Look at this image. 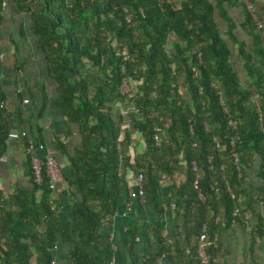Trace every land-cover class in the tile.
Returning <instances> with one entry per match:
<instances>
[{
  "label": "trees",
  "instance_id": "trees-1",
  "mask_svg": "<svg viewBox=\"0 0 264 264\" xmlns=\"http://www.w3.org/2000/svg\"><path fill=\"white\" fill-rule=\"evenodd\" d=\"M248 2L250 11L239 0H0V29L8 10L31 24L59 88L55 105L81 139L73 155L54 145L69 162L60 171L66 189L56 193L42 137L18 133L32 188L16 187L9 199L0 190V264H53L59 243L70 245L69 264H113L109 231L131 200L128 174L142 178L143 204L159 216L148 229L153 250L139 263L130 251L128 264H202V236L209 264H218L222 235L247 214L259 218L264 204V35L252 15L264 22ZM7 96L0 77V158L22 121V95L10 108ZM131 131L142 140L134 155ZM69 196L72 218L63 221ZM170 212L182 218L171 242ZM127 231L133 242L137 226Z\"/></svg>",
  "mask_w": 264,
  "mask_h": 264
},
{
  "label": "crops",
  "instance_id": "crops-1",
  "mask_svg": "<svg viewBox=\"0 0 264 264\" xmlns=\"http://www.w3.org/2000/svg\"><path fill=\"white\" fill-rule=\"evenodd\" d=\"M258 16L264 22V0H254ZM247 10H252L245 4ZM231 16L239 24L244 18L241 7L231 10ZM6 20L0 29V77L4 90L7 92L6 107L10 108L18 102L16 94L22 95L21 104L22 121L15 122L14 129L10 133H25L29 139L42 137L48 154L62 170L69 169L66 156L55 149L54 145L59 141L65 145L67 153L73 155L76 148L80 147L81 139L75 124L67 121L55 105L59 88L48 78L45 72V60L42 51L36 43L32 33L31 24L22 17L13 16L11 11H6ZM23 36H21V32ZM12 40V42H11ZM17 47V48H16ZM15 49L17 52L15 53ZM12 55L18 61L15 63ZM17 64V65H15ZM19 66L18 70L15 67ZM119 108V106H118ZM125 114V112H124ZM125 125L123 124L122 129ZM127 126V125H126ZM130 132V129L127 127ZM123 130L120 138H122ZM131 145L128 151L131 155L134 149H140V141L137 133L131 131ZM7 152L3 156L5 161L0 162V190L5 199H9L16 187L31 189L30 174L27 173L26 154L18 139L8 138ZM250 181L255 180L251 176ZM130 186L135 183V178L128 174ZM56 193L65 190L66 186L61 180L56 182ZM167 189H162L166 194ZM71 196L67 197L66 204L61 208L60 216L63 221L72 218L69 204ZM75 198V197H74ZM72 200V199H71ZM258 216L246 215L244 226L234 225L221 237L223 256L218 264H264V204L258 203ZM158 215L154 208L139 203L131 198L119 207L113 217L111 230L109 231L114 257L122 264H128L130 251H133L134 261L139 263L146 251H152L153 245L149 237V227L156 223ZM168 241H173L178 233V227L182 224L180 215L173 212L165 216ZM261 225V236L253 231L254 226ZM130 226H137L138 231L132 242L128 234ZM252 235V236H251ZM121 247V248H120ZM122 251H118L119 249ZM70 245L59 243L53 250V264H69L68 250ZM116 259L114 258L115 263ZM159 264H172L168 257L162 258Z\"/></svg>",
  "mask_w": 264,
  "mask_h": 264
},
{
  "label": "built area",
  "instance_id": "built-area-1",
  "mask_svg": "<svg viewBox=\"0 0 264 264\" xmlns=\"http://www.w3.org/2000/svg\"><path fill=\"white\" fill-rule=\"evenodd\" d=\"M239 1L245 3L249 7V9H251L248 0H239ZM252 18L256 22L257 28L259 30H261L262 34L264 35V24L261 21H259L255 15H252ZM154 132H155L154 141H155L156 145H158V143H159L158 133L160 132V128H155ZM25 135H26L25 133H21V136H25ZM8 138L18 139L19 135L17 133H9ZM28 144L29 145L27 148V152L29 154H32V169H33L34 179L36 182H39L41 179L40 161L34 155V149L35 148H34L33 143L31 141H29ZM40 148H42V146H40ZM3 161H5V157L0 158V162H3ZM235 162H237V160H235ZM46 170H47V175L50 177V180H51L50 188L55 189L56 182H58L60 180V170H59L58 166L56 165L55 161L53 160V158H51L50 156H47ZM193 170H196L195 165H193ZM134 186L137 189L135 190V188H132L130 186L129 191H128V193H129L128 196L134 200L139 201V202H144V199L142 197L143 190H142V178L141 177H137L135 179ZM194 187L196 189L198 187V180L197 179L194 182ZM203 243H204V237L202 236L200 238V246L198 249V254L200 256L202 264H209V259H208V256L206 255L205 251H204Z\"/></svg>",
  "mask_w": 264,
  "mask_h": 264
},
{
  "label": "rangeland",
  "instance_id": "rangeland-1",
  "mask_svg": "<svg viewBox=\"0 0 264 264\" xmlns=\"http://www.w3.org/2000/svg\"><path fill=\"white\" fill-rule=\"evenodd\" d=\"M122 90L124 91V92H126L127 91V86L126 85H124L123 87H122ZM139 141H140V144L142 143V140H141V137L139 138ZM139 151H140V149H139ZM138 151V152H139ZM134 155V154H133ZM139 202V201H138ZM139 203H141V204H143L144 202H139ZM121 248V247H120ZM119 249V248H118ZM119 252L120 251H122V249H119L118 250ZM115 259H116V261H115V263L114 264H122V263H120V261L118 260L119 258H116V257H114Z\"/></svg>",
  "mask_w": 264,
  "mask_h": 264
}]
</instances>
